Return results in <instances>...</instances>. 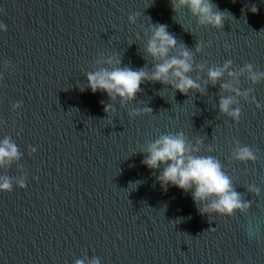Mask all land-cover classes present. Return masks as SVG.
<instances>
[{"label":"water","instance_id":"95a60500","mask_svg":"<svg viewBox=\"0 0 264 264\" xmlns=\"http://www.w3.org/2000/svg\"><path fill=\"white\" fill-rule=\"evenodd\" d=\"M173 2L0 0L6 26L0 141L10 137L20 153L0 169L13 183L10 193H0V264H75L84 257L101 264H264V81L253 85L247 74L236 80L226 72L213 86L207 77L227 60L233 72L245 64L264 72V0H212L225 13L220 31L200 26L187 8L173 12ZM157 24L177 41L169 58L181 47L193 54L189 75L201 91L182 96L169 85L144 82L123 107L101 91L93 94L87 73L111 70V57L122 68L154 70L145 49ZM226 83L250 90L248 100L254 97L261 110L222 90ZM226 96L241 109L238 123L219 112ZM18 102L22 107L13 112ZM109 104L113 111L106 114ZM144 107L151 115L129 119ZM178 132L193 147L201 142L200 155L220 161L250 202L246 214L202 215L191 192L161 187L163 168L144 166L142 149ZM234 141L252 149L257 162L233 160ZM252 186L259 197L249 192Z\"/></svg>","mask_w":264,"mask_h":264},{"label":"clouds","instance_id":"9594fccd","mask_svg":"<svg viewBox=\"0 0 264 264\" xmlns=\"http://www.w3.org/2000/svg\"><path fill=\"white\" fill-rule=\"evenodd\" d=\"M235 2V0H233ZM180 8H187L197 19L202 27H209L217 31L222 30L226 19L225 13L221 12L212 3V0H174L172 11ZM250 11L255 14L257 8L252 6ZM129 22L134 18L129 16ZM6 31V26L0 23V33ZM151 36L145 49L146 54L155 61L154 70L149 74L145 70H131L127 67H120V60L116 57L109 58L106 63L113 66L99 71L87 73L88 88L93 94L97 91L105 93L111 101L120 100L121 106L131 103L140 92L144 82L160 83L169 85L174 92L187 96L190 92L201 91V86L192 79L189 73L193 71V54L183 47L180 48L178 57L169 58V52L177 48L176 39L169 34L167 26L163 24L150 26ZM202 52V46L197 45L196 53ZM7 65H4L6 68ZM202 67V66H201ZM232 61L227 60L222 67L209 68L207 72L208 82L213 86L227 72L229 78L236 79L247 74L248 81L256 85L264 81V72L254 70L252 64H245L239 72L231 71ZM2 78V77H0ZM222 90H228L235 96L243 98L250 104L261 110L262 105L257 103L253 97L248 100L249 91L240 92L231 84H221ZM236 101L232 96L222 97L219 101V112L227 116L234 123L240 120L241 109L233 107ZM22 107L21 103L12 105V111L16 112ZM111 104L104 106L106 114L112 113ZM129 119L140 116L151 115V109L144 107L128 113ZM234 150L231 158L241 164H255L257 157L255 152L248 146H239L234 141ZM201 142L198 140L193 147L185 138L182 132L176 134L160 135L154 142L148 143L142 151L146 158L142 161L148 169L156 170L163 168L162 173L157 177L161 187L167 190L169 186L175 187L183 192H191L192 200L197 205L202 215H215L218 217L231 218L235 214H246L250 210V202L242 199L241 194L233 187L232 178L223 170L220 161L212 155H200ZM35 148L29 150V155L34 154ZM206 151H212L208 148ZM20 159V153L10 137L0 141V169L8 168L12 162ZM139 183V182H137ZM26 182L22 179L16 184V188L23 190ZM13 190V183L7 176H0V193H10ZM249 192L259 197L260 191L254 186L249 187ZM211 229H209L210 231ZM251 237V228L248 230ZM75 264H101L98 258L76 259Z\"/></svg>","mask_w":264,"mask_h":264}]
</instances>
